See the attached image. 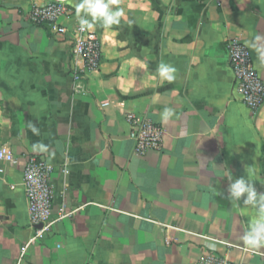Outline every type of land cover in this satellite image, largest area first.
<instances>
[{
    "label": "crops",
    "instance_id": "0c3cea01",
    "mask_svg": "<svg viewBox=\"0 0 264 264\" xmlns=\"http://www.w3.org/2000/svg\"><path fill=\"white\" fill-rule=\"evenodd\" d=\"M54 1L76 25L79 0H0V148L22 158L0 176V264H197L209 253L264 264V248L241 239L255 209L227 199L225 177L252 167L264 193V107L242 103L227 46L244 43L264 81V0H116L120 24L92 28L102 64L86 94L74 91L70 42L28 20ZM165 108L174 115L162 122ZM128 112L162 126L160 151L135 154ZM28 155L54 167L57 222L41 238L22 187Z\"/></svg>",
    "mask_w": 264,
    "mask_h": 264
},
{
    "label": "built area",
    "instance_id": "2783aa9c",
    "mask_svg": "<svg viewBox=\"0 0 264 264\" xmlns=\"http://www.w3.org/2000/svg\"><path fill=\"white\" fill-rule=\"evenodd\" d=\"M74 13L62 1H54L33 8L28 20L35 26L48 27L55 35L66 38L72 48L74 91L86 94V82L90 74L97 72L102 64L100 36L92 29L81 31L79 23L70 26ZM229 64L236 80L242 103L257 114L264 107V81L255 67L249 48L239 40L228 42ZM130 126L129 139L134 142V152L146 156L151 151H160L163 145L162 126L149 117H140L133 112L126 114ZM21 159L9 148H0V176L5 177L9 168L19 167ZM22 187L28 202L30 226L36 229L37 237L48 233L57 222L52 219L54 190L52 175L54 167L44 158L28 155L23 157ZM66 174V168L63 169ZM14 189V187H12ZM65 209L60 210L58 220L69 217ZM42 226L41 229H38ZM25 254V249L23 255ZM197 264H235L225 256L209 253Z\"/></svg>",
    "mask_w": 264,
    "mask_h": 264
},
{
    "label": "clouds",
    "instance_id": "9594fccd",
    "mask_svg": "<svg viewBox=\"0 0 264 264\" xmlns=\"http://www.w3.org/2000/svg\"><path fill=\"white\" fill-rule=\"evenodd\" d=\"M116 0H79L75 5V14L81 31L92 29L97 24L106 29H111L114 25H119L124 16L122 8H115ZM159 77L169 82L174 81L176 68L170 64L161 62L157 67ZM174 115L172 108H165L161 113V121L167 122ZM29 129L34 135H40L39 128L29 122ZM34 152H46L48 148L43 143L32 145ZM244 177L233 179L230 171L225 177L230 181L227 188V199L236 205L250 206L255 209V218L251 226L246 230L241 239L245 246L250 249L264 248V193H258L253 180L250 178L253 173L252 167L246 168ZM217 195H222L218 193ZM211 246V245H210Z\"/></svg>",
    "mask_w": 264,
    "mask_h": 264
},
{
    "label": "water",
    "instance_id": "95a60500",
    "mask_svg": "<svg viewBox=\"0 0 264 264\" xmlns=\"http://www.w3.org/2000/svg\"><path fill=\"white\" fill-rule=\"evenodd\" d=\"M41 228H42V226H39V227H38V229H41Z\"/></svg>",
    "mask_w": 264,
    "mask_h": 264
}]
</instances>
